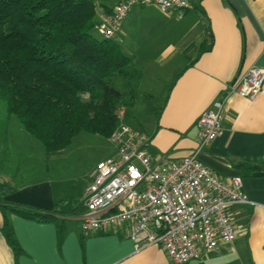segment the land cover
Wrapping results in <instances>:
<instances>
[{"label":"crops","instance_id":"crops-1","mask_svg":"<svg viewBox=\"0 0 264 264\" xmlns=\"http://www.w3.org/2000/svg\"><path fill=\"white\" fill-rule=\"evenodd\" d=\"M122 1L94 0L98 21ZM189 1L193 9L181 17L152 5L133 8L115 39L131 60L124 80L140 74L138 70L154 79L161 71L174 78L156 127L146 134L147 152L156 162H177L192 155L199 118L248 69L264 68V0ZM203 44L209 49L200 52ZM135 59L145 60V67L138 68ZM227 98L221 133L199 159L222 180L240 176L250 203L228 209L236 226L233 242L187 264H264V85L254 99L237 94ZM94 167L81 192L71 199L47 180L11 186L4 179L13 191L1 195V201L56 213L53 221L38 222L0 209V264H172L160 247L135 251L121 232H82L78 213ZM4 216L16 250L4 236Z\"/></svg>","mask_w":264,"mask_h":264},{"label":"built area","instance_id":"built-area-1","mask_svg":"<svg viewBox=\"0 0 264 264\" xmlns=\"http://www.w3.org/2000/svg\"><path fill=\"white\" fill-rule=\"evenodd\" d=\"M155 6L180 17L193 9L189 0H123L96 26L104 39H116L126 16L135 7ZM264 85V68L252 67L231 85L228 94L254 99ZM228 94L215 100L198 120L194 153L177 162L154 161L147 152L149 138L125 123L108 137L116 157L99 161L85 188L84 234L121 232L135 251L160 247L172 264L200 261L204 254L234 241L236 226L228 209L250 203L242 178L222 180L199 159L202 150L221 133Z\"/></svg>","mask_w":264,"mask_h":264},{"label":"trees","instance_id":"trees-1","mask_svg":"<svg viewBox=\"0 0 264 264\" xmlns=\"http://www.w3.org/2000/svg\"><path fill=\"white\" fill-rule=\"evenodd\" d=\"M96 14L94 0H0V100L6 121L15 116L46 155L63 151L82 132L108 139L119 125L117 110L133 103V93L125 101L126 94L112 85L114 77L126 75L131 60L115 39L92 34L99 24ZM208 49L203 44L200 52ZM6 121L0 125V174L9 152ZM0 189V196L13 191L3 183ZM0 209L38 222L53 221L56 213L1 200ZM3 232L16 250L5 216Z\"/></svg>","mask_w":264,"mask_h":264},{"label":"rangeland","instance_id":"rangeland-1","mask_svg":"<svg viewBox=\"0 0 264 264\" xmlns=\"http://www.w3.org/2000/svg\"><path fill=\"white\" fill-rule=\"evenodd\" d=\"M92 34L102 39L96 29ZM144 61L134 60L138 68L145 67L142 64ZM138 71L141 75H134L127 80L114 77L112 85L126 94L125 101L133 93V103L123 108L124 120L133 129L146 135L156 127L162 100L174 78L161 71L158 78L154 79L145 74V70ZM7 118L6 105L0 100V125ZM6 122L10 134L7 137L9 152L4 163L5 170L0 174V183L6 179L13 186L14 182L18 185L37 179L47 180L57 187L60 195L71 199L81 192L89 170L99 161L115 155V149L107 139L84 132L74 137L63 151L46 155L42 144L23 129L15 116H10Z\"/></svg>","mask_w":264,"mask_h":264}]
</instances>
